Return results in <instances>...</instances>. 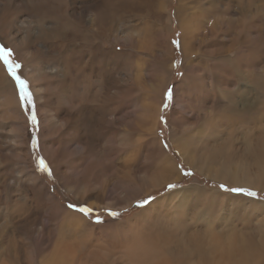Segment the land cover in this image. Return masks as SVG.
<instances>
[{"label":"rangeland","instance_id":"rangeland-1","mask_svg":"<svg viewBox=\"0 0 264 264\" xmlns=\"http://www.w3.org/2000/svg\"><path fill=\"white\" fill-rule=\"evenodd\" d=\"M187 2L0 0V46L34 105L0 60V244L13 262L215 264L264 240V0L242 16L235 0H216L214 14L191 2L189 16ZM215 20L223 31L210 34ZM223 165L236 179L208 173Z\"/></svg>","mask_w":264,"mask_h":264},{"label":"bare ground","instance_id":"bare-ground-1","mask_svg":"<svg viewBox=\"0 0 264 264\" xmlns=\"http://www.w3.org/2000/svg\"><path fill=\"white\" fill-rule=\"evenodd\" d=\"M179 1H181V0H179ZM228 2H232L233 0H227ZM235 1H237V4H246V6L245 7H243L242 6V8H238V11L241 13V16L242 15H245V14H247V9H252V8H255V6H254V4L252 5V3H253V0H245V2L243 1V0H235ZM191 2L195 5V7H199V8H201L200 9V11H202V12H205L204 14H206V9H204V7H203V4H201L200 3V0H191ZM191 2H187V3H183L184 5H181L180 7L182 8V9H184L185 10V12H187V13H184V14H188V16H189V4L191 3ZM207 2H208V4L211 6V9L213 10V14L214 13H216V11L218 12V10H216L218 7L217 6H215V4H216V0H207ZM199 3V4H198ZM202 6V7H201ZM194 7V8H195ZM245 13V14H244ZM179 14H181V15H183V13H180V10H179ZM197 14V13H196ZM255 14H257V11L255 10V12L253 13V16L252 17H250L248 20H255L254 18H255ZM195 16V15H194ZM190 17H193V16H190ZM196 17V16H195ZM194 17V18H195ZM190 20V19H189ZM242 20H244L243 18H242ZM252 20V21H253ZM180 21H181V19H180ZM183 21V20H182ZM191 21V20H190ZM190 22H185L183 25H182V28L184 29V36H183V39L182 40H187V43H186V45H185V43H183V46H187L188 48L187 49H185V47H184V49H183V51H184V53H185V55L187 56L188 55V53L190 54V52H191V54H192V47H191V43H190V41H189V39H192V38H189L188 36L193 32V29H189V28H191V26H190V24H189ZM222 23L224 24V22L223 21H219V22H217V20H215V23H210V30H208L209 32H210V34H215V33H219V32H222L223 31V28H222ZM225 25V24H224ZM241 25V24H240ZM193 28V27H192ZM226 30L227 29H225V32H226ZM197 31V30H196ZM245 31V30H244ZM224 33V32H223ZM195 36V35H194ZM193 36V37H194ZM186 42V41H185ZM227 57V56H226ZM209 59V58H208ZM225 59V58H224ZM222 60V59H221ZM215 61H216V58L214 59V63H215ZM223 61V60H222ZM224 62V61H223ZM213 63V64H214ZM212 65V64H211ZM189 67V66H188ZM4 69V68H3ZM188 70H189V68H188ZM236 75V74H235ZM185 78V77H184ZM188 78V77H187ZM185 80H187V79H185ZM34 81V80H33ZM245 77L243 76V74H240V73H238V75L236 76V81H235V84H239L240 85V87H241V84H245ZM250 81V80H249ZM7 83H9V81H8V79H7V77H5V74H4V72H3V70H2V65L0 64V86H5V87H8L9 85L7 84ZM261 83H262V81H261ZM264 83V82H263ZM262 83V84H263ZM234 84V85H235ZM236 88V87H235ZM246 89H248L247 88V86L245 87ZM242 90V89H241ZM236 91H240V89H237ZM235 93V92H234ZM233 95V94H232ZM177 96V95H176ZM236 96V95H235ZM233 97V96H232ZM177 98V97H176ZM244 99H246V98H244ZM252 99V98H251ZM16 100V99H15ZM231 100H233V99H231ZM258 101V100H257ZM241 102H243L244 103V105H243V108H241V106H240V108H241V110L243 111V112H245V113H247V115L249 116L250 115V112L252 111L251 110V108H252V104H251V100H242ZM259 102V101H258ZM261 103V102H260ZM8 104H10V103H8ZM230 106H231V108H229V110L231 111L230 112V114L234 117V114H236L238 117L240 116V115H244V113H242V112H236V110H235V101H230ZM242 104V103H241ZM240 104V105H241ZM255 105H257L256 103H255ZM255 105H253V106H255ZM258 105H261V104H258ZM180 106V105H179ZM254 109H257V108H254ZM255 111V110H254ZM247 116V117H248ZM155 119H156V117H154ZM239 119V118H238ZM264 134V133H263ZM196 139V138H195ZM189 140V139H188ZM262 143V146L260 147L261 149L260 150H262V151H264L263 149H264V141L263 142H261ZM175 148L177 149V151L179 152V154H180V156L181 157H185L184 155V153H183V150H182V145L180 144V143H176V146H175ZM261 151V152H262ZM191 154V153H190ZM256 154V153H255ZM254 154V155H255ZM253 155V156H254ZM255 159H258L259 158V156H258V158L257 157H254ZM186 159V158H185ZM261 160H258V162H260V166H259V168L261 169V170H263L264 171V152H263V154H262V156H261V158H260ZM187 161V160H186ZM191 161V160H190ZM196 161H198V160H196ZM203 161V160H202ZM187 162H189V160L187 161ZM257 162V163H258ZM166 163V162H165ZM193 167L195 166V168L197 169H201V170H203L204 168H206L207 166H205L206 164L204 163H201L200 164V166L199 165H197V164H195V163H192V162H189ZM208 163V162H207ZM253 163H255V162H253ZM256 163V165H255V168H257L256 166L258 165ZM220 167V166H219ZM169 168V167H168ZM175 168V167H174ZM258 168V169H259ZM168 170V169H167ZM175 170V169H174ZM207 170H208V173L209 174H211V175H213V176H215V178H216V180L217 181H220V182H230V181H233L234 179H236V175H235V173H234V171H232V170H230V169H226V167H224V165H223V167H220V168H218V170H214V171H209V169L207 168ZM237 176H239L238 174H237ZM264 176V175H263ZM179 178V176H177L176 177V180ZM240 179V178H239ZM245 180V179H244ZM159 181V180H158ZM237 181V180H236ZM235 182V181H234ZM233 182V183H234ZM238 182V181H237ZM236 182V183H237ZM158 183V182H157ZM159 184V183H158ZM235 184V183H234ZM263 184V183H262ZM160 185V184H159ZM236 185V184H235ZM262 186V185H261ZM189 190H191V189H189ZM184 191H186V190H184ZM184 191H181V192H178L177 193V195L178 194H181V195H183V193H184ZM190 192V191H189ZM182 198V197H181ZM152 207V206H151ZM144 212V211H143ZM9 213H7V215H8ZM8 233V232H7ZM261 235H263V234H261ZM9 236V235H8ZM10 237V236H9ZM2 238V237H1ZM261 239V240H260ZM260 239H257V237L256 238H254V239H251L249 242H250V244H245V245H243V244H241V245H237L236 247L234 246L233 248H227V250H225V251H222L221 252V254L219 255V259H221L222 261H220V262H218V261H212V262H215V264H264V240L262 239V238H260ZM1 241V240H0ZM1 243V242H0ZM6 243V242H5ZM9 243V242H8ZM244 243V242H243ZM2 245H3V242L1 243ZM1 244H0V264H17L16 262H13V259L12 258H10V257H8V255H7V253L5 252V248H2L1 247ZM20 244V243H19ZM215 244V243H214ZM227 244V243H226ZM10 245V244H9ZM26 245V244H25ZM12 246V245H11ZM11 246H9V247H11ZM13 246H14V244H13ZM17 247H19V245H16ZM27 246V245H26ZM30 246V245H29ZM216 246V245H215ZM221 247V246H220ZM219 247V248H220ZM226 247V246H225ZM229 247H230V245H229ZM20 248V247H19ZM218 248V247H217ZM27 249V248H26ZM28 249H30V248H28ZM27 249V250H28ZM162 249V248H161ZM163 250V249H162ZM16 251H17V249H16ZM23 252V251H22ZM212 252V251H211ZM210 252V253H211ZM20 253V252H19ZM203 253V252H202ZM213 253V252H212ZM21 255V254H20ZM55 255V254H54ZM202 256V255H201ZM21 257H19V259H20ZM146 258V257H145ZM202 261H204V259L202 260ZM202 261H200V262H202ZM211 262V261H210ZM211 262V263H212ZM170 263V262H169ZM164 264V263H163Z\"/></svg>","mask_w":264,"mask_h":264},{"label":"snow or ice","instance_id":"snow-or-ice-1","mask_svg":"<svg viewBox=\"0 0 264 264\" xmlns=\"http://www.w3.org/2000/svg\"><path fill=\"white\" fill-rule=\"evenodd\" d=\"M12 56V52L10 49L4 48L3 46H0V60H3V63L7 66V70L11 77L14 79L16 86L19 89V98L22 104L25 105H33V97L32 93L29 91V85L28 82L25 79H22L20 75L17 74V69L21 67V65L13 60L10 59ZM173 99V92L171 89L168 90V92L165 95V107L168 106V102H170ZM34 108V105H33ZM32 122L36 123V116L33 111V114L31 116ZM39 167L42 171H48L47 165L45 164L43 159L39 160ZM175 187L174 185H169V188ZM232 191H243L242 189H232ZM249 196L255 195L252 192L248 193ZM149 201H143L138 206H143L144 204H147ZM69 207H75L74 205H69ZM79 211L82 212L85 215H89L92 213V209L81 207L79 208ZM109 215L112 217H118L119 213L111 212L109 211ZM97 223H102L99 216L96 217Z\"/></svg>","mask_w":264,"mask_h":264},{"label":"crops","instance_id":"crops-1","mask_svg":"<svg viewBox=\"0 0 264 264\" xmlns=\"http://www.w3.org/2000/svg\"><path fill=\"white\" fill-rule=\"evenodd\" d=\"M171 126V125H170ZM170 126L168 127L169 128V130H170ZM170 137H171V141H170V143H171V145L172 146H174V148H175V146H176V144L174 143V140H173V137H172V135H170ZM186 162V161H185ZM187 163V162H186ZM188 164V163H187ZM189 165V164H188ZM178 180V179H177ZM179 191H181V190H178V191H176V192H179ZM176 192H174V193H176ZM148 195H151L150 193L149 194H147V196ZM247 200H249V199H247ZM257 202V201H256ZM259 202V201H258Z\"/></svg>","mask_w":264,"mask_h":264}]
</instances>
